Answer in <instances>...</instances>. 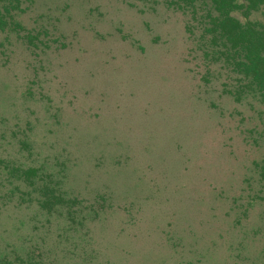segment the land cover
<instances>
[{
    "label": "rangeland",
    "instance_id": "obj_1",
    "mask_svg": "<svg viewBox=\"0 0 264 264\" xmlns=\"http://www.w3.org/2000/svg\"><path fill=\"white\" fill-rule=\"evenodd\" d=\"M1 1L0 264H264V106L185 16Z\"/></svg>",
    "mask_w": 264,
    "mask_h": 264
},
{
    "label": "trees",
    "instance_id": "obj_2",
    "mask_svg": "<svg viewBox=\"0 0 264 264\" xmlns=\"http://www.w3.org/2000/svg\"><path fill=\"white\" fill-rule=\"evenodd\" d=\"M166 7L185 16L187 38L193 48L209 58L219 61L228 70L244 80L264 106V25L247 18L264 0H163ZM8 4L0 0L2 10ZM234 9H241L245 19L236 17ZM213 59V60H212Z\"/></svg>",
    "mask_w": 264,
    "mask_h": 264
}]
</instances>
